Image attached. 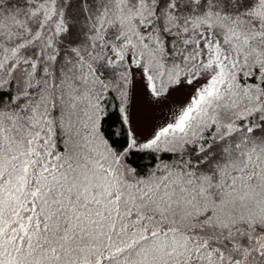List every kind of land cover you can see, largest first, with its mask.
Here are the masks:
<instances>
[{"label": "snow or ice", "instance_id": "obj_1", "mask_svg": "<svg viewBox=\"0 0 264 264\" xmlns=\"http://www.w3.org/2000/svg\"><path fill=\"white\" fill-rule=\"evenodd\" d=\"M0 264H264V0H0Z\"/></svg>", "mask_w": 264, "mask_h": 264}]
</instances>
